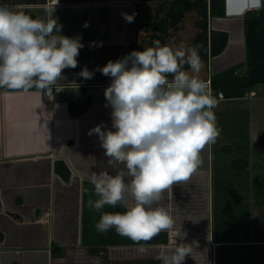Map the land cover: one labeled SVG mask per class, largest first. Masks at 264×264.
<instances>
[{
  "label": "crops",
  "instance_id": "0c3cea01",
  "mask_svg": "<svg viewBox=\"0 0 264 264\" xmlns=\"http://www.w3.org/2000/svg\"><path fill=\"white\" fill-rule=\"evenodd\" d=\"M170 1L0 0V5L33 18H45V4L55 7L51 18L62 19L60 34L79 37L84 45L77 57L78 66L63 70L58 81L63 92L54 100L46 101L35 88L28 92L0 88V264H120L131 259L163 264L155 257L170 254L177 243L193 240L199 247L183 264H215L219 245L247 241L218 237L211 229V186L216 175L213 162L216 159V167L222 168L219 177L225 185L223 192L238 195L248 191L256 208L257 195L260 198L264 194V106L260 105L264 82L243 96L228 97L224 90L223 98L218 93L213 95L218 101L214 110L223 119L220 135L202 150L203 163L190 179L166 190L160 202L175 220L174 227L166 230L168 243L146 244L144 254L138 253L136 245H112L106 263L104 256L91 255L81 244L83 182L90 181L92 172L111 171L98 136L87 134L101 123L114 131L112 109L105 106L104 95L111 77L97 69L110 60L112 50L119 59L131 53L132 45H139L137 18L156 6L162 16L159 8ZM247 11L245 0H225L224 15L209 17V32L216 29L228 33V43L220 54L201 59L208 72L199 77L210 89L213 74L246 58ZM122 13H135L134 22H126ZM71 17L77 19L76 27L65 24ZM85 22L88 27H84ZM144 28H148L147 37L152 29L146 24ZM85 67L94 72L92 79L79 75ZM185 70H190L188 65ZM247 70L243 65L234 73L247 74ZM236 159L248 165L238 170L232 165ZM245 178H250L251 184ZM250 241L264 245V236Z\"/></svg>",
  "mask_w": 264,
  "mask_h": 264
},
{
  "label": "clouds",
  "instance_id": "9594fccd",
  "mask_svg": "<svg viewBox=\"0 0 264 264\" xmlns=\"http://www.w3.org/2000/svg\"><path fill=\"white\" fill-rule=\"evenodd\" d=\"M245 6L259 11L264 0H245ZM54 11L45 4V18H33L0 5V88H35L50 100L55 99L53 89L63 90L58 85L63 70L78 66L84 45L79 37L60 34L62 25L51 18ZM122 16L134 22L135 13ZM201 68L199 46H173L157 39L151 47L97 69L111 77L104 95L114 131L101 123L87 133L98 136L111 169L91 173L97 199L89 198L87 204L100 213L98 232L114 229L130 239L139 254L146 252L148 241L174 227L173 216L160 203L163 193L190 179L203 163L202 150L220 135L214 112L218 101L199 77ZM79 75L92 79L94 72L85 67ZM105 206L125 211H104ZM197 247V240L180 242L170 254L155 258L163 264H183Z\"/></svg>",
  "mask_w": 264,
  "mask_h": 264
},
{
  "label": "trees",
  "instance_id": "16d2710c",
  "mask_svg": "<svg viewBox=\"0 0 264 264\" xmlns=\"http://www.w3.org/2000/svg\"><path fill=\"white\" fill-rule=\"evenodd\" d=\"M193 10L200 17L197 24L201 31L196 35L194 45L199 46L201 59H208L210 56L220 54L228 43V33L216 29L209 32L208 23L210 16L224 15L225 0H172L168 3L164 16H159V12H157L156 17L148 21L146 25L152 30L160 31L162 33L161 41L167 44L169 28L177 26L183 20L185 14ZM209 33L210 40H208ZM147 37L151 39V35H147ZM244 37L246 45L245 60L211 76L210 82L213 95H216L219 90H224L228 97L243 96L252 86L264 82V8L259 11L250 10L246 12L244 16ZM151 46L152 42L148 47ZM145 48L147 47L140 44L132 45V51ZM243 65L248 69L247 74L236 75L235 70ZM261 141L264 142V132ZM232 165L238 170H243L248 163L236 159ZM89 198L97 199L94 195V186L90 181H84L81 244L87 247L88 252L91 255L105 256L109 246L134 245L130 239L121 237L114 229L106 233H100L96 230L95 224L99 221L100 213L89 209L87 204ZM104 211L123 212L125 209L119 206L115 208L105 206ZM168 242V232L162 231L154 239L148 241L147 244H165Z\"/></svg>",
  "mask_w": 264,
  "mask_h": 264
},
{
  "label": "rangeland",
  "instance_id": "374dc122",
  "mask_svg": "<svg viewBox=\"0 0 264 264\" xmlns=\"http://www.w3.org/2000/svg\"><path fill=\"white\" fill-rule=\"evenodd\" d=\"M168 3L164 7L159 8L160 15H165V9ZM156 6L153 11H147L145 16L138 17V36L137 42L140 45L148 46L149 39L146 37L145 24L147 21L153 20L157 13ZM143 14V13H142ZM199 15L196 11H191L185 14L183 20L177 25L172 26L168 30V44L178 46L181 42L189 47L195 46L194 39L196 35L201 31L198 27ZM62 19L58 18L57 23L62 24ZM66 25L76 27L78 25L76 18H66ZM74 29V28H71ZM151 41L162 40V33L160 31L150 30ZM163 44V42L161 41ZM115 50H112L111 57L108 60L119 59L118 54H115ZM121 59V58H120ZM107 64V63H106ZM105 64V65H106ZM104 65V66H105ZM191 73V69L188 71ZM206 63H202V68L199 76L207 74ZM260 105L264 106V100ZM217 117V125L221 127L223 119L220 114L215 111ZM220 129V128H219ZM215 153V152H214ZM214 166L216 175L212 177L211 186V229H213L216 235L222 236L232 240H247V241H234L226 242L219 245L217 248V255L215 256V264H264V245H259L258 242L250 240H256L264 235V194L257 195L258 201L256 208L251 204L253 195L240 192L235 195V191H232L229 195L223 192L225 187L221 176L222 168L216 167V159H214ZM246 179V178H245ZM245 181V180H244ZM246 182L251 184L250 178L246 179ZM249 190V189H248ZM231 201V202H228ZM259 202V203H258ZM258 207V208H257ZM263 209V213L259 209ZM260 213H259V212ZM211 230V231H213ZM104 263L109 262L108 255L103 257ZM108 258V259H107ZM144 261L138 259L124 260L120 264H143Z\"/></svg>",
  "mask_w": 264,
  "mask_h": 264
},
{
  "label": "built area",
  "instance_id": "2783aa9c",
  "mask_svg": "<svg viewBox=\"0 0 264 264\" xmlns=\"http://www.w3.org/2000/svg\"><path fill=\"white\" fill-rule=\"evenodd\" d=\"M58 85L61 86L62 89H63V86H62V85H60V84H58ZM62 92H63V90L60 91L59 93H56V92H55V89H53V93H54V96H55V97L59 96ZM224 96H225V94H224V92H223L222 90L218 91V97L223 98ZM43 97H44V99H45L46 101H52V100H50V99L47 97V95H44V94H43Z\"/></svg>",
  "mask_w": 264,
  "mask_h": 264
}]
</instances>
